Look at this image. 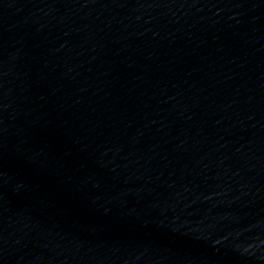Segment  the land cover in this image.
Returning <instances> with one entry per match:
<instances>
[{"label": "water", "instance_id": "95a60500", "mask_svg": "<svg viewBox=\"0 0 264 264\" xmlns=\"http://www.w3.org/2000/svg\"><path fill=\"white\" fill-rule=\"evenodd\" d=\"M0 264H264V0H0Z\"/></svg>", "mask_w": 264, "mask_h": 264}]
</instances>
